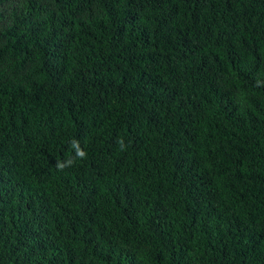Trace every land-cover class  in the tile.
<instances>
[{
	"label": "trees",
	"instance_id": "1",
	"mask_svg": "<svg viewBox=\"0 0 264 264\" xmlns=\"http://www.w3.org/2000/svg\"><path fill=\"white\" fill-rule=\"evenodd\" d=\"M0 264H264V0H0Z\"/></svg>",
	"mask_w": 264,
	"mask_h": 264
},
{
	"label": "clouds",
	"instance_id": "2",
	"mask_svg": "<svg viewBox=\"0 0 264 264\" xmlns=\"http://www.w3.org/2000/svg\"><path fill=\"white\" fill-rule=\"evenodd\" d=\"M78 155H79L80 157H83V156L85 155V153L82 152V151H78ZM61 167H62V165H61Z\"/></svg>",
	"mask_w": 264,
	"mask_h": 264
}]
</instances>
